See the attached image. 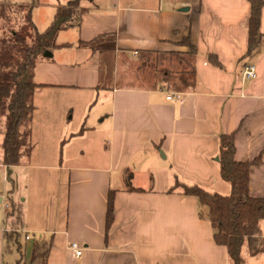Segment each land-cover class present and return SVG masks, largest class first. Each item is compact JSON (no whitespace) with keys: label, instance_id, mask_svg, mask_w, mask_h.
I'll return each mask as SVG.
<instances>
[{"label":"crops","instance_id":"crops-1","mask_svg":"<svg viewBox=\"0 0 264 264\" xmlns=\"http://www.w3.org/2000/svg\"><path fill=\"white\" fill-rule=\"evenodd\" d=\"M87 2L79 30L73 29L76 46L67 41L70 46L55 50L50 62L38 64L35 79L47 85L40 92L85 89L95 95L78 130L66 121L74 113H60L61 123L42 131L33 119L30 157L9 169L0 163V193L12 202L10 209L0 203V264L10 263L11 246L22 251L19 240H7L11 231L26 241L52 238L47 264H229L210 222L198 216L197 199L166 193L173 173L180 181L230 193L216 160L222 133H235L237 161H252L264 151V39L244 58L249 1ZM260 30L264 36V7ZM187 35L195 53L179 43ZM210 54L222 69L210 63ZM249 64L257 77L248 83L241 75ZM175 94L181 100L167 99ZM101 131L102 153L90 158L86 150ZM35 142L49 146L55 163L36 155ZM59 145L63 152L57 156ZM136 161L154 165L144 171L151 187H112L114 174L123 177ZM20 186L24 198L17 205L13 197ZM110 189L117 191L115 219L106 240ZM250 194L264 197V153L250 168ZM72 242L82 246V256H74Z\"/></svg>","mask_w":264,"mask_h":264},{"label":"trees","instance_id":"trees-1","mask_svg":"<svg viewBox=\"0 0 264 264\" xmlns=\"http://www.w3.org/2000/svg\"><path fill=\"white\" fill-rule=\"evenodd\" d=\"M82 1L59 3L53 21L41 31L33 18L37 6L35 1L15 3L0 0V163L8 169L21 164L33 151L34 98L47 87L36 81V68L38 64L50 60L45 53H53L71 45L58 43V37L63 31L79 30L86 11L81 6ZM248 1L251 12L248 20V48L244 58L252 57L264 39L260 30L264 0ZM185 38L188 41L186 46L195 53L190 35ZM208 59L215 67L223 68L216 55L210 54ZM263 153L252 161H237L235 133H222L219 136L218 167L221 180L230 186V193L224 195L195 183L180 181L174 173L173 185L166 193L178 192L197 199L198 216L210 222L214 242L227 249L229 264H246L245 254L264 258V197L250 194V168L261 162ZM131 180L130 174L126 189L136 190ZM116 192L110 189L108 193L106 240L115 219ZM9 204L12 206V202ZM19 236L16 231L6 234L8 241L18 242ZM51 248L52 238L35 243L30 264H47Z\"/></svg>","mask_w":264,"mask_h":264},{"label":"rangeland","instance_id":"rangeland-1","mask_svg":"<svg viewBox=\"0 0 264 264\" xmlns=\"http://www.w3.org/2000/svg\"><path fill=\"white\" fill-rule=\"evenodd\" d=\"M11 1L15 3H29L31 1H35L37 3V6L34 10V21L38 27L39 30L45 29L47 26L50 25V23L53 21V16L56 10V7L59 3H64L67 0H6ZM101 2V0H95V2ZM88 4L87 1H82L81 6L86 7ZM86 5V6H85ZM78 36L74 33L73 29L67 30L66 32H62L58 37V43H70L67 41H71V44H77L76 41L78 40ZM180 45L186 46L188 44V41L185 37L181 38V41L179 42ZM76 46V45H75ZM188 47V46H187ZM111 56L110 53L107 54V58L109 59ZM51 59L48 61L50 62ZM108 62V68H113L112 65H110ZM249 83V81H248ZM111 85H105L104 88H109ZM95 95V90H85L82 89L81 91H75L73 89H67V90H54V89H48L44 90L42 92H38L35 95L34 102L36 106L35 114H34V126L37 131H42L45 128L50 127L54 128L57 124H60V113H74L75 118L73 120H69L70 115L68 116V121L70 124L69 126L72 128H75V130H78L79 121H80V115L82 113H88L86 109V102L92 98V96ZM103 112V111H102ZM94 113H99L98 111H95ZM105 130V129H104ZM104 131L99 132V134H96L93 136L94 143L91 144V147L86 150L87 154H89V157L97 156L102 153V150L99 147V143L102 142V139L104 138ZM91 136V134H90ZM0 138V143H1ZM36 147V155L37 156H43L44 159L47 160L48 163H55V158H49L48 157V150H51L49 146H39L34 143ZM61 145V144H60ZM59 145L57 149V156H60L61 152H63L61 146ZM72 149L76 151L78 149L77 144H75ZM52 151V150H51ZM74 151H71L70 149L65 150V154L70 157L74 154ZM2 151L0 149V155ZM54 154V149H53ZM144 154L140 156V158H144ZM89 158V159H90ZM37 159V160H40ZM89 159H84V161H88ZM36 160V161H37ZM154 165L152 163H149L146 166H140L138 165V161H136L135 164L129 165V170H126V172L123 174H114L112 177V187L114 188H125L127 183L128 176L133 173L134 176L131 180V184L133 186H139L141 188L149 189L151 187V177L150 175L144 174L145 170H148L152 168ZM125 185V187H124ZM23 186H20V189H15V196L13 197L15 199L14 203L19 205V200H23L24 196L21 197L19 192L23 190ZM8 202L11 203V197L9 196V199L7 198ZM264 225V223H263ZM10 233L14 234L15 231H11ZM20 244L22 245V251L17 250L16 247L11 246V252H7L6 249V259L9 264H28L32 260V247L35 243L39 242L40 239L34 238L31 241H26L25 238L20 239ZM245 261L246 264H264V258L260 257H250L246 256L245 254Z\"/></svg>","mask_w":264,"mask_h":264},{"label":"built area","instance_id":"built-area-1","mask_svg":"<svg viewBox=\"0 0 264 264\" xmlns=\"http://www.w3.org/2000/svg\"><path fill=\"white\" fill-rule=\"evenodd\" d=\"M134 53H137V52H134ZM256 77H257L256 66L253 64L246 65L242 71L241 80L243 82H246L249 80H253ZM167 99L168 100H172V99L181 100V95L175 94V95L169 96ZM0 203L3 204L5 209H10L11 207L7 200L5 193H2V194L0 193ZM26 239H29V237L26 236ZM69 249L73 252L75 257H80L83 254V248L77 242H72L69 246Z\"/></svg>","mask_w":264,"mask_h":264},{"label":"water","instance_id":"water-1","mask_svg":"<svg viewBox=\"0 0 264 264\" xmlns=\"http://www.w3.org/2000/svg\"><path fill=\"white\" fill-rule=\"evenodd\" d=\"M187 10L188 9H183V11H187ZM51 55H52V53H50V52L45 53V56H47V57H51ZM216 160L218 161L219 158L217 157Z\"/></svg>","mask_w":264,"mask_h":264}]
</instances>
